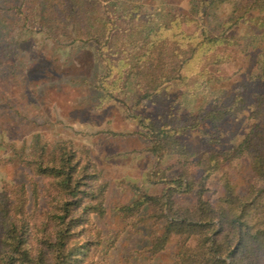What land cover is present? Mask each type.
<instances>
[{"label": "trees", "instance_id": "trees-1", "mask_svg": "<svg viewBox=\"0 0 264 264\" xmlns=\"http://www.w3.org/2000/svg\"><path fill=\"white\" fill-rule=\"evenodd\" d=\"M217 1L189 0L190 12L173 8L157 23L143 0H0V60L17 49L14 33L36 29L95 47L105 70L96 80L103 102L116 101L128 83L138 103L161 97L172 83L194 95L217 79L230 51L239 47L233 30L251 22L252 11L264 5L237 2L213 33L205 19ZM253 78L261 91L251 103L252 126L237 145L191 159L179 136L203 124L215 129L237 116L246 105L240 93L226 104L213 100L185 125L177 123L176 110L157 123L139 121L155 159L175 158L148 175L151 184L163 185L161 194L132 185L138 197L116 208L129 227L147 228V258L173 242L172 264H264V47ZM12 160L29 184L0 192V264H107L100 258L104 237L94 224L106 215L107 185L88 149L68 141L48 149L35 136L27 150L13 151ZM239 160L248 161L245 192L239 194L223 174L216 197L208 195L214 175ZM185 196L193 197L192 206L181 203Z\"/></svg>", "mask_w": 264, "mask_h": 264}, {"label": "rangeland", "instance_id": "rangeland-1", "mask_svg": "<svg viewBox=\"0 0 264 264\" xmlns=\"http://www.w3.org/2000/svg\"><path fill=\"white\" fill-rule=\"evenodd\" d=\"M239 1L218 0L205 19L209 30L217 33ZM143 2L155 14L157 23L171 16L170 9L184 13L191 10L189 0ZM251 17V22L233 30L239 47L230 51L231 60L220 68L212 84L192 95L172 83L161 97L145 103L137 102L132 83L115 94L116 101L101 100L96 80L105 70L91 44L54 39L36 29L14 33L17 49L12 57L0 60V192L23 182L28 186L25 170L12 157L13 151L27 150L35 136L48 149L61 141L70 142L76 149L85 147L107 185L106 215L94 221L104 237L100 258L107 264H172L173 242L163 253L147 258L142 253L148 244L147 228L143 224L129 227L116 212L117 207L138 197L132 185L151 195L161 194L163 185L151 184L148 175L175 161L155 159L141 136L145 131L139 121L157 123L176 110L177 123L185 125L190 116L208 110L213 100L226 104L240 93L246 105L237 116L221 121L215 129L203 124L179 136L191 159L237 145L252 126L251 103L261 91L253 76L257 55L264 47V5L256 7ZM192 30L193 26L186 28ZM223 174L229 175L239 194L245 192L250 178L248 161H235L214 175L208 193L212 198L217 195V180ZM181 203L192 206L194 199L185 196Z\"/></svg>", "mask_w": 264, "mask_h": 264}]
</instances>
